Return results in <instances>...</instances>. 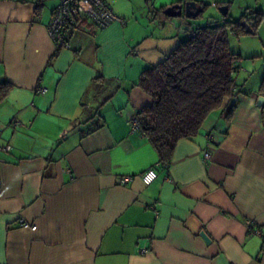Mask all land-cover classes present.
Instances as JSON below:
<instances>
[{
  "label": "crops",
  "instance_id": "crops-1",
  "mask_svg": "<svg viewBox=\"0 0 264 264\" xmlns=\"http://www.w3.org/2000/svg\"><path fill=\"white\" fill-rule=\"evenodd\" d=\"M188 1L217 10L206 24L260 11L256 34L230 39L244 38L247 51L253 35L264 45V0H151L161 10ZM105 2L124 23L80 19L50 61L56 0H41L38 13L33 1L0 0V84L10 87L0 146L11 147L0 151V264H264V66L250 76L239 62L230 119L224 100L164 169L130 125L151 103L137 82L204 13L174 22L149 17L147 0Z\"/></svg>",
  "mask_w": 264,
  "mask_h": 264
},
{
  "label": "trees",
  "instance_id": "trees-1",
  "mask_svg": "<svg viewBox=\"0 0 264 264\" xmlns=\"http://www.w3.org/2000/svg\"><path fill=\"white\" fill-rule=\"evenodd\" d=\"M15 1H33L36 13L42 7L41 0ZM203 7L205 12L206 6ZM147 9L149 17L162 15L163 10L154 9L151 0H147ZM261 15L260 11L245 13L239 20L223 18L196 27L193 29L195 36L189 33L163 62L140 74L137 87L151 98V103L133 118L138 122V130L156 151L162 168L168 167L177 143L194 141L205 119L219 109L224 100L229 102L226 118L232 116L236 107L232 100L242 91L235 82L241 58L231 52L230 36L256 34ZM244 20L253 23L248 31L241 26ZM59 51L56 50L50 61ZM0 86L2 100L10 87L8 83ZM259 92L264 93V78Z\"/></svg>",
  "mask_w": 264,
  "mask_h": 264
},
{
  "label": "built area",
  "instance_id": "built-area-1",
  "mask_svg": "<svg viewBox=\"0 0 264 264\" xmlns=\"http://www.w3.org/2000/svg\"><path fill=\"white\" fill-rule=\"evenodd\" d=\"M57 4L54 8L51 20L47 26L48 35L56 50H63L67 48V31L77 24V22L86 18L89 19L97 28L102 29L109 26L112 22L124 23V20L116 17L110 10L104 0H56ZM191 36H195L194 30L190 32ZM15 125L21 126L18 122ZM132 130L138 129V122L135 118L130 120ZM1 136V130H0ZM11 147L6 145L1 147L0 151L10 152ZM209 154H204V160H208ZM4 162L0 157V163ZM67 172V171H65ZM157 179V173L154 168L146 170L141 175V181L145 186L152 184ZM129 178H124L120 181L124 185ZM1 189V179H0ZM18 225L20 228H29L31 231L36 229L34 224H28L24 220H19ZM250 225V222H248ZM147 251L142 250L141 253L145 254Z\"/></svg>",
  "mask_w": 264,
  "mask_h": 264
},
{
  "label": "rangeland",
  "instance_id": "rangeland-1",
  "mask_svg": "<svg viewBox=\"0 0 264 264\" xmlns=\"http://www.w3.org/2000/svg\"><path fill=\"white\" fill-rule=\"evenodd\" d=\"M210 5V2H208ZM211 15H217L216 9H210V7H207L206 11L204 12V15L202 18L190 20L193 27H201L206 24V21L209 16ZM179 19L174 18L173 21L177 22ZM251 39L253 42L251 45L248 44V51L245 49L246 43L244 38H231L230 39V49L231 52L235 53L236 55L241 56L240 64L243 67H247V69L250 72H247V75L253 76L256 75L259 71V69L264 66V45L261 44L259 36L253 35ZM248 56H252L254 58L249 59ZM253 71V72H252ZM255 71V72H254Z\"/></svg>",
  "mask_w": 264,
  "mask_h": 264
},
{
  "label": "water",
  "instance_id": "water-1",
  "mask_svg": "<svg viewBox=\"0 0 264 264\" xmlns=\"http://www.w3.org/2000/svg\"><path fill=\"white\" fill-rule=\"evenodd\" d=\"M219 12L221 15H226V8L220 7ZM204 12V7L199 6L198 2L196 1H188L184 2L183 4H177L170 7L165 8L162 11L163 16L174 19V18H181L185 17L187 19H195L199 14ZM241 26L245 28L247 31L253 26V23L250 20H244L241 22ZM236 99L232 100V103H235ZM264 103V97H258L257 99V107H260ZM204 240L208 241L205 234H202Z\"/></svg>",
  "mask_w": 264,
  "mask_h": 264
}]
</instances>
